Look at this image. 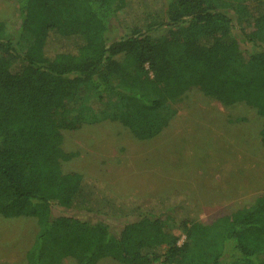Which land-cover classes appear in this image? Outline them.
Instances as JSON below:
<instances>
[{"label":"trees","instance_id":"16d2710c","mask_svg":"<svg viewBox=\"0 0 264 264\" xmlns=\"http://www.w3.org/2000/svg\"><path fill=\"white\" fill-rule=\"evenodd\" d=\"M14 1L15 27L0 20V216L35 220L25 264H264L263 194L203 223L181 194L120 195L60 165L64 128L107 119L151 139L191 88L252 108L264 145V0ZM89 98L102 111L82 113Z\"/></svg>","mask_w":264,"mask_h":264},{"label":"rangeland","instance_id":"374dc122","mask_svg":"<svg viewBox=\"0 0 264 264\" xmlns=\"http://www.w3.org/2000/svg\"><path fill=\"white\" fill-rule=\"evenodd\" d=\"M0 20L15 27L14 0H0ZM110 29V38L123 34L116 21ZM233 33L239 38L238 29ZM84 103V114L103 109L93 98ZM169 107L174 113L167 126L147 140L136 139L107 119L64 128L62 148L69 157L60 162L62 171L107 183L120 195L176 192L193 204L197 220L203 223L250 207L258 195H264L262 119L252 108L243 103L223 106L196 88L185 91ZM72 111L66 115L68 120L76 114ZM52 213L91 218L57 207ZM36 230L33 218L0 216V264H25L24 254ZM59 264L75 262L67 257ZM96 264L121 263L103 258Z\"/></svg>","mask_w":264,"mask_h":264}]
</instances>
